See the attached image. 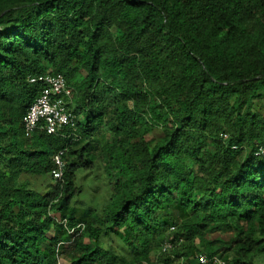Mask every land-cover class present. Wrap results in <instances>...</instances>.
I'll return each mask as SVG.
<instances>
[{"label":"trees","instance_id":"16d2710c","mask_svg":"<svg viewBox=\"0 0 264 264\" xmlns=\"http://www.w3.org/2000/svg\"><path fill=\"white\" fill-rule=\"evenodd\" d=\"M42 74L74 127L25 137ZM262 148L264 0H0V264H263Z\"/></svg>","mask_w":264,"mask_h":264},{"label":"built area","instance_id":"2783aa9c","mask_svg":"<svg viewBox=\"0 0 264 264\" xmlns=\"http://www.w3.org/2000/svg\"><path fill=\"white\" fill-rule=\"evenodd\" d=\"M32 84H40L41 91L28 108L23 117V134L30 137L35 132L43 131L48 135L55 134L64 126L74 127L73 117L67 111L65 99L70 97V89L67 87L62 75L42 74L29 78ZM264 148L257 153H263ZM55 169L52 171L54 179H60L64 169V161L61 153L54 156ZM199 264H223L217 258L207 259L205 255L197 257Z\"/></svg>","mask_w":264,"mask_h":264},{"label":"rangeland","instance_id":"374dc122","mask_svg":"<svg viewBox=\"0 0 264 264\" xmlns=\"http://www.w3.org/2000/svg\"><path fill=\"white\" fill-rule=\"evenodd\" d=\"M95 167L91 171H79L76 187L80 188L81 192L72 200L71 207L75 208L82 215L90 214L91 217L102 215L104 208L108 204L110 198V189L104 174V170ZM32 183L43 190L48 185V181L42 182L40 179H32ZM219 238L227 240V235H214L210 239ZM116 246L115 242H112ZM264 264V262H263Z\"/></svg>","mask_w":264,"mask_h":264}]
</instances>
